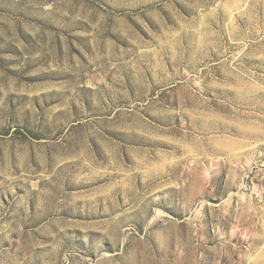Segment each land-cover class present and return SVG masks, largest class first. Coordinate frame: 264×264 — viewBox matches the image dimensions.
<instances>
[{
	"label": "rangeland",
	"instance_id": "obj_1",
	"mask_svg": "<svg viewBox=\"0 0 264 264\" xmlns=\"http://www.w3.org/2000/svg\"><path fill=\"white\" fill-rule=\"evenodd\" d=\"M0 264H264V0H0Z\"/></svg>",
	"mask_w": 264,
	"mask_h": 264
}]
</instances>
